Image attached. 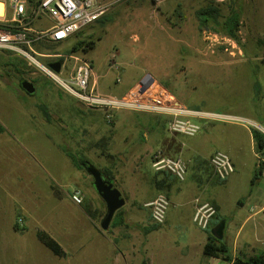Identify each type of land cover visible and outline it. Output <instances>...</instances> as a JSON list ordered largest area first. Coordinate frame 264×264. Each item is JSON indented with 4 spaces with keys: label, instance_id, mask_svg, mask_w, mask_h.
<instances>
[{
    "label": "rangeland",
    "instance_id": "1",
    "mask_svg": "<svg viewBox=\"0 0 264 264\" xmlns=\"http://www.w3.org/2000/svg\"><path fill=\"white\" fill-rule=\"evenodd\" d=\"M99 1L108 5L104 12L107 18L104 23L95 21L68 40L56 43L52 49H48L51 53L62 56L45 58L35 54V58L45 66L59 58L61 67L57 74L65 80L73 64L69 55L86 58L92 64L99 91L106 93L111 92L108 85L119 86L120 91H126L128 81L132 82L130 86L140 89L149 86L152 80L156 79L189 109L191 107L182 102L173 91L174 82L179 88H189V58L203 57L216 63L226 61L230 57L235 62L255 63V74L259 79L258 83H254V97L259 101L256 106L246 100L252 95L253 88L250 84L253 85V80H249L250 84L244 85L241 90L236 84L248 83V78L237 80L224 77L218 82L219 78L214 77V74L220 72L213 70L212 81L203 85L202 92L208 94L210 106L252 117L254 119L244 120L249 128H264V14L253 6L241 4L236 39L242 53L240 55L234 52L232 55L226 42L221 39L210 41L202 31L208 28L218 35H230L206 26L199 30L196 17L199 8L209 5L219 8L220 16H226L231 0H162L158 3L153 0ZM246 20H251L250 24L247 25ZM48 22L46 26L51 24L50 20ZM33 26L36 27L35 24ZM78 40H93V43L90 47L83 44L77 50H72ZM250 44L257 48L255 54H245L244 48ZM33 47L36 51H43L35 44ZM44 47L42 46L43 49ZM84 48H87V51ZM131 49L137 53L130 54ZM116 53L119 60L132 63V67H128L131 71L127 76H124L127 68L125 65H119L118 69L111 66L113 56L119 62ZM117 77L119 81L116 80ZM23 78L35 83L32 94L19 87L14 91V85L17 86V82ZM181 84L184 87L180 86ZM226 97L228 100H225ZM239 100H244L245 107L237 104ZM41 104L46 107L49 119L44 116ZM111 114V120L107 121L102 109L83 107L76 97L46 75L36 64L30 63L22 55L0 49V264H114L110 260L100 263L98 256H95L97 242L101 254H113L112 250L110 251L112 237L116 238L117 242L114 244L125 256L124 259L122 256L123 260L119 256L116 264H136L144 256L141 244L143 231L133 223L129 224L128 228L109 227V231L101 230L98 221L94 229H91L90 225L85 229L80 240L75 235L71 237V232L67 233L65 217L73 207L71 197L66 196L67 191L71 195L74 190H80L82 203L87 202L92 208L103 205L90 183L91 177L85 171L79 172L88 176V182L82 187L76 185L78 181L72 176V163L64 150L91 162L87 156L93 160L92 155L86 156L80 152L81 146L93 144L91 140H96L95 146L98 149L106 151L114 150L124 133L132 134V138H140L141 130H153L152 140L146 144L157 147L163 144L165 139L174 143L177 139L188 140L190 136L182 133L171 134L165 124L166 117L160 114L126 109L113 110ZM213 146L225 147V144L218 141ZM240 148L243 149L245 165L235 172L225 185L216 181L205 185V194L212 192L218 195L222 208L220 213L211 217V222L205 230L208 234L212 233V229L227 210L231 211L228 219L235 218L233 213L238 210V196L250 190L264 189V174L259 176L257 182L251 184L250 181L253 176L250 139H242ZM94 164L98 167L97 162ZM50 184L55 185L64 197H58ZM126 205L125 203L124 206ZM175 207L176 200L173 199L167 207L164 224L145 219V225L150 227L148 240L150 241L151 237L154 242L163 243L162 247L151 249L145 255L151 261L157 260L153 257V251L158 250L161 258H167L168 264L181 263L178 252L183 249V227L186 223L176 221ZM245 207L247 208L246 205ZM17 215L20 217V230L13 228ZM38 227L49 228L46 231L64 250L62 256L55 255L37 240L35 230ZM236 228L237 219L228 221L225 227L224 236L230 250L232 244L229 237ZM128 234L131 236L130 242L133 239L136 241V246L132 244L130 247L131 254L124 251L125 248L121 245V240L124 241ZM240 241L241 239L239 243ZM153 247L155 246L151 248ZM155 264L161 263L157 261Z\"/></svg>",
    "mask_w": 264,
    "mask_h": 264
},
{
    "label": "crops",
    "instance_id": "2",
    "mask_svg": "<svg viewBox=\"0 0 264 264\" xmlns=\"http://www.w3.org/2000/svg\"><path fill=\"white\" fill-rule=\"evenodd\" d=\"M241 2L242 6H253L256 10L261 12L262 15L264 14V0H241ZM247 12L249 13V9H247ZM250 22L251 20H246L247 25L250 24ZM48 23V19L44 16H41L35 20L33 24L36 26L34 27L35 29H43L46 25H48ZM42 44L43 43L37 44V47H40L43 50L40 51V54L42 57L46 58L50 51H48L46 45L44 47ZM244 52L245 54H255L257 52V48L250 44L244 48ZM129 53L135 55L137 51L131 49ZM241 53L242 51L239 54L241 55ZM115 55L118 54L116 53ZM239 58L240 57H238V59ZM189 59L190 60L187 63V68L191 73V82L189 83L188 90L186 88H179L178 84L174 82L173 91L176 96H179L182 102L190 104L193 108H195L194 110L198 111L223 112L238 116L242 119H254L252 117L241 115L238 112L233 113L224 111L220 107L210 106L208 103V94L202 92V87L204 84H208L212 81L213 74L211 71L213 70L220 72V74H214V77L219 78L218 82H220V78L222 79L224 77L235 78L237 80H245L248 78V81L253 80V85L252 83L250 84V81L248 83L236 84L238 85L239 90H241L242 87L247 84L252 86V95L250 96L249 100H246L256 106V103H259V101H257V99L254 97L256 91L254 90V83H258L259 79L255 74L257 67L255 63L235 62L233 58L230 57H228L226 61L216 63L210 62L207 58L203 57L196 59L191 57ZM117 60L119 61L118 64L120 67L123 65H125L124 67H127L125 70L126 75H124L127 76L131 71L128 67H132V63L119 60V55L117 56ZM131 83L132 82L129 81L127 82V88L131 85ZM180 86H182V84ZM108 87L110 89L109 91L111 92L120 91L119 86L108 85ZM225 100H228V98L226 97ZM243 101L239 100L237 104L245 107ZM260 107L261 105L259 106V110ZM259 114H261V111ZM152 131L153 130H141L140 138H132V134L124 133L120 139L121 143L118 142L117 147L114 150L109 149L103 151L101 148L98 149L95 146L96 140H91V138L89 140H91L93 144L83 145L80 149V152L86 154V156L87 154L93 156V160L91 157H87L93 164L94 162H97L98 168L107 167L112 170V182L121 191L122 196L125 198V203L127 205H123L122 208L124 210L127 226H116V228H128L129 224L133 223L135 227H140V229L143 231V240L141 241V244L143 246L142 252L144 256L138 261V263H135L141 264L143 260H146L148 264H155L157 261H160L161 264L169 263L166 260L167 258H161L158 250L153 251V257L157 258V260L151 261L145 256L148 252H150L151 249L162 247L163 244L162 242H154V239L151 237L150 241L148 240L150 227L145 225L146 218L149 221L151 220L149 207L146 206L145 203L153 199L158 193L165 194L164 191H159L152 185L151 179L155 171L151 164V155L155 151H161L167 156L187 157L190 160L185 178L183 180L175 179V181L172 182L168 192L170 196L168 198L169 205L173 202V199L176 200V207L174 209L176 221L186 223L183 227V249L178 252L180 253L181 259V263L179 264H233L232 262L222 260L218 257H207L203 253V245L207 240L208 233L205 231L206 228L201 229L195 224L193 221V213L197 202H210L212 205H214L216 212L213 216L222 211L219 196H216L212 192L206 195L205 185L214 183L215 181L221 185H225L228 179L245 165L243 149L240 148L242 146V139L244 140L249 138L252 144V175L256 167V153L249 127L246 125V123L239 121H217L203 119L202 128L195 135L190 136L188 140L177 139L174 140V143H172L170 140L165 139L164 143L159 147L146 144L147 141L152 140ZM218 141L222 142V144H225V147H214L213 144ZM217 150L226 152L234 164V171L223 180L218 179L214 175L212 166L209 162L210 156ZM72 167V176L76 181H78V184L76 185L81 187L84 186L83 184L88 182V176H83V174L79 172L80 170L77 169L73 164ZM262 174H264V168L261 172H259V176H262ZM259 176L254 179V182L259 180ZM82 190L84 193V189ZM66 196L69 198L71 197L68 191ZM62 197H64V195ZM237 198L236 205L238 210L233 213V217L235 216L233 219H237V228L233 234H230L229 239L231 238L232 248L230 250L228 247V249L233 256L248 258L264 251V189H256L254 191L250 190L248 193L238 196ZM70 201L73 202L71 198ZM101 201L103 206H97V208L100 210L105 208L102 198ZM73 203L71 204L73 207L70 208L71 210L68 211L65 217L66 221L64 224L65 229H67V233L71 232V237L75 235L79 237L78 239L80 240V238L83 237L85 229L89 227V225L91 229H94L96 222L92 220L83 209L82 204L84 201L83 203L82 201L80 202L82 204L75 202ZM226 212L227 213H225L220 218V222L218 223L222 225V236L220 238H222V240L225 242L226 239L224 236V231L226 224L228 221L233 220L228 219V217L231 216V211L227 210ZM165 222L166 215L164 221L158 224H164ZM210 222L211 218L209 220V223ZM43 228H45L44 230H49L47 227ZM111 228L113 227H110V229ZM130 237V234L126 235L124 241L121 240V245L125 248L124 251L130 252L131 254L132 251L130 250V247H132V244L136 246V241L133 239L130 242ZM113 238L114 237L111 238L112 244L110 243V251L112 250L113 254H110V256H106L99 252L100 245L99 242H97L98 247H96L95 256H98L97 258L100 259V263L110 260L112 263L116 264L119 256L121 259L122 256L123 259L125 258L123 252H121L118 246L114 244ZM151 239L153 240L151 241ZM239 239H241L240 243ZM152 246L155 247L151 248ZM126 263L129 264L128 262Z\"/></svg>",
    "mask_w": 264,
    "mask_h": 264
},
{
    "label": "built area",
    "instance_id": "3",
    "mask_svg": "<svg viewBox=\"0 0 264 264\" xmlns=\"http://www.w3.org/2000/svg\"><path fill=\"white\" fill-rule=\"evenodd\" d=\"M153 1L158 3L162 0ZM0 2L3 4V12L0 14V49L22 55L30 63L36 64L46 75L76 97L83 107L102 109L107 121L111 120V112L119 109L160 114L166 117L165 124L169 132L192 136L201 129L198 119L239 122L245 120L223 112L186 108L156 79H153L151 84L145 88L138 89L132 85L122 94L101 92L96 85L91 62L80 56L69 55L73 59V64L66 80L60 78L57 72L48 65L41 64L34 56L35 54L40 56V51H36L33 45L37 47V44L43 42L68 40L78 30L104 14L108 5L102 4L99 0H39L35 6L31 7H28L27 0H0ZM41 16L50 20L51 24L43 29H35L33 23ZM202 32L210 41L221 39L226 42L230 46V54L241 52L236 38L218 35L208 28L203 29ZM52 56H62V54L50 52L47 55V57ZM111 66L114 69L119 67L114 56ZM116 80L119 81V77ZM260 131L264 133V128ZM257 156L264 163V148ZM189 161L182 157L167 156L161 151H155L151 155V164L155 171L166 170L179 180L185 178ZM209 162L214 175L220 180L225 179L234 171V164L224 151H215L210 156ZM70 196L75 203L82 201L80 190H74ZM145 205L149 207L150 218L153 222L162 223L164 221L169 205L166 194L158 193ZM215 212L216 209L210 202H197L193 221L199 228L205 229Z\"/></svg>",
    "mask_w": 264,
    "mask_h": 264
},
{
    "label": "trees",
    "instance_id": "4",
    "mask_svg": "<svg viewBox=\"0 0 264 264\" xmlns=\"http://www.w3.org/2000/svg\"><path fill=\"white\" fill-rule=\"evenodd\" d=\"M38 1L39 0H27L28 7L35 6L38 3ZM241 3H242L241 0H231V4L229 5V12L226 16H220L219 8L212 6V5L199 8L196 11V17L198 20V29L201 30L203 27L206 26L211 29L220 30L230 35L233 38H237V31H238L239 21H240V16H241L240 14ZM221 17L223 18L221 19ZM106 20L107 18L104 16V14H102L95 21L99 23H104ZM84 28L78 30L75 34H78ZM56 43H60V42L48 41L45 43V45L47 49H52ZM92 43H93V40H90V41L78 40L72 46V50H77V48L83 44H85L87 47H90L92 46ZM84 50L87 51V48H84ZM123 92L124 91L109 92V93L122 94ZM187 106H190L191 107L190 109H195L190 104H188ZM40 108L43 111L44 116L46 118H49V113L46 110V107L43 104H41ZM202 120L203 119H198L199 123L201 124V128H202ZM249 130L251 133L254 150L256 153V167L253 171V176L251 178V183H253L254 179L259 176V172H261L264 168V163L261 162L257 156L259 153H261V150L264 148V133L255 127H250ZM64 151H65L66 156L69 158L70 162L77 169L85 171L83 167L81 166V163L85 162V159L79 158L76 156V154L69 152L67 150H64ZM99 169L102 171V173L107 178H109L111 181L113 180V173L110 168L105 167V168H99ZM90 179H91L90 183L93 186L92 178ZM151 179H152V185L157 190L164 191L166 196L169 198L170 197L168 193L169 188L172 185V182H174L175 179L177 180V178L166 170H159V171H154ZM50 186L52 190L56 191V194L58 195V197H62L61 192L56 188L55 185L50 184ZM91 206H92L91 204L85 203V202L82 204V207L85 210L86 214L92 220H94L95 222L100 221L101 217L103 216L105 212L104 211L105 208L100 210L97 207L92 208ZM19 218L20 217L17 215L14 221V224H13V228L16 230L21 229L19 225ZM116 226H123V227L127 226L126 218L124 216V210L122 207L119 208L115 212L112 218V221L110 223V227H116ZM35 234H36L37 240L42 245H44L46 248H48L52 253H54L57 256H62L64 254V250L61 247V245L46 230L38 227L35 230ZM113 241L114 243H116L117 242L116 238H113ZM203 253L208 256L218 257V258H221L222 260L232 262L233 264H264V251L260 252L259 254L255 256H251L248 258H241L239 256H233L232 253L229 251L226 242L223 241L222 238H216L212 233L208 234L207 240L203 245ZM141 264H148V262L146 260H143Z\"/></svg>",
    "mask_w": 264,
    "mask_h": 264
},
{
    "label": "water",
    "instance_id": "5",
    "mask_svg": "<svg viewBox=\"0 0 264 264\" xmlns=\"http://www.w3.org/2000/svg\"><path fill=\"white\" fill-rule=\"evenodd\" d=\"M48 66L55 72H59L61 65L59 61H55L48 63ZM21 86L28 93H33L35 90L34 84L27 80H24ZM81 166L87 175L92 178L93 186L105 204V212L99 221V227L101 230H107L115 212L125 204V198L122 196L121 191L114 186L113 182L93 163L85 161L81 163ZM212 234L216 238H220L222 236V225H216L212 229Z\"/></svg>",
    "mask_w": 264,
    "mask_h": 264
},
{
    "label": "flooded vegetation",
    "instance_id": "6",
    "mask_svg": "<svg viewBox=\"0 0 264 264\" xmlns=\"http://www.w3.org/2000/svg\"><path fill=\"white\" fill-rule=\"evenodd\" d=\"M55 61H59V62H60V65H61V60H59V59L52 60V61H50L49 63H51V62H55ZM24 80H27V81H30L31 83H33V81H31L30 79H25V78L20 79V80L17 82V86L14 85V91H15V89H17V87H19L20 89L26 91V90L21 86V83H22ZM15 84H16V83H15ZM33 84H34V86H36L35 83H33ZM27 93H28V92H27ZM29 94H32V93H29ZM47 119H49V118H47Z\"/></svg>",
    "mask_w": 264,
    "mask_h": 264
},
{
    "label": "bare ground",
    "instance_id": "7",
    "mask_svg": "<svg viewBox=\"0 0 264 264\" xmlns=\"http://www.w3.org/2000/svg\"><path fill=\"white\" fill-rule=\"evenodd\" d=\"M0 6H1V8H2V12H3V4L0 2ZM2 14V13H1Z\"/></svg>",
    "mask_w": 264,
    "mask_h": 264
}]
</instances>
